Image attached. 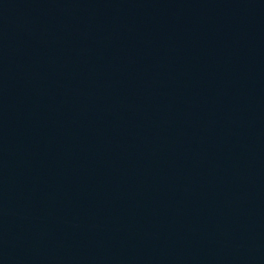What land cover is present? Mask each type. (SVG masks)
Segmentation results:
<instances>
[{"label":"water","instance_id":"water-1","mask_svg":"<svg viewBox=\"0 0 264 264\" xmlns=\"http://www.w3.org/2000/svg\"><path fill=\"white\" fill-rule=\"evenodd\" d=\"M0 264H264V0H0Z\"/></svg>","mask_w":264,"mask_h":264}]
</instances>
